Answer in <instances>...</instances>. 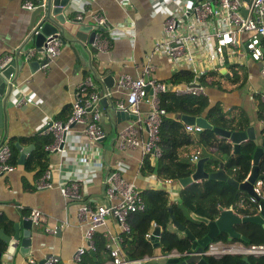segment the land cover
Masks as SVG:
<instances>
[{"label": "crops", "instance_id": "crops-1", "mask_svg": "<svg viewBox=\"0 0 264 264\" xmlns=\"http://www.w3.org/2000/svg\"><path fill=\"white\" fill-rule=\"evenodd\" d=\"M23 2L24 0H0V57L7 54L14 58L20 51L22 62L7 101L3 139L8 141L10 146V139L14 140L16 148L13 149L11 146L12 156L9 159L14 168L0 174V227H3L5 232L12 233V222L21 216L30 215L32 208H38L41 216L38 223H33L32 226L29 253L22 255L16 249L14 255L7 254L3 244L0 261L1 264H41L42 259L56 255L58 260L53 264H80L81 260L76 261L73 258L75 249L85 242L83 236L85 228L77 216L78 206L82 201L95 204L105 200L103 182L111 169L119 167L122 176L133 180L141 190L162 188L168 191L170 201L179 197V190L182 187L179 182L165 187L159 182V176L155 172L142 171L144 155L141 146L124 148L118 146L119 130L131 123L135 117L126 114L117 117L115 109L112 108L118 99L126 95V90L116 85V79L122 73H129L133 77L140 74L145 54L152 49L155 39L163 33L165 12L164 10L153 12L151 0H74L72 7H64L63 11L74 16L82 9V21L92 25L96 24L92 14L96 11L103 14L109 22V27L104 29L108 42L95 45L97 49L93 50L91 44H88L84 50L78 45L75 48L62 41L59 53L44 67L45 53L34 48L33 38L23 45L31 33L32 18V9L23 7ZM127 29H132L133 34L125 33ZM98 33L99 31L97 35ZM249 34L250 31H245L242 37L245 38ZM261 41L264 47V35ZM242 47L241 45V51L244 50ZM26 50L32 52L28 58L24 55ZM34 59L39 60L38 67L30 66L29 61ZM153 62L154 76L164 82H168L173 73L186 67L172 65L165 56L156 55ZM236 62L240 64L234 66H242L240 73L243 75V83L236 87L231 83L224 88L219 85L207 86L206 95L210 105L219 102L225 111L232 110V113L243 111L248 117L249 125L252 124L256 133L261 135L264 120L258 114L255 93L264 92V76L260 72L263 62L254 60L247 54L241 57V60L238 58ZM198 63L204 64L202 59H199ZM228 69L230 77L233 70L230 66ZM107 74L114 77V85L104 92L107 102L99 101L105 135L98 140L91 139L84 132V123L71 122L68 130L62 133L60 147L46 149L47 142L43 141L53 134L44 131L45 122L68 119L73 110L75 92L85 77L90 75L96 87L101 90L105 87L101 78ZM220 74L225 76L221 72ZM183 81L187 80L180 82ZM21 97L24 101L18 102ZM139 109L140 115L144 118L150 104L144 100L140 103ZM134 123L137 136L146 139L144 123L142 121ZM197 136L196 133L195 137ZM16 142L23 146L32 144L26 159L31 151L38 147L42 148L45 168L41 169L37 162L30 168L19 162L21 150ZM194 154L202 156L198 154L197 149L192 156ZM150 159L154 164L156 159ZM47 170L50 173L51 186L36 188V181ZM77 178L82 181V201L64 196L60 189L64 182ZM58 221L61 225L59 234L47 230L48 227L55 229ZM167 228L179 236L185 235L183 231L177 230L171 221ZM96 231L102 232L107 237V243L112 244L113 237L122 230L115 218L107 216L105 224L98 226ZM147 240L153 243L151 239ZM227 241L232 244L241 243L237 240ZM154 246L153 255L132 264H166L170 252L162 253L160 241ZM121 251L126 254L123 246ZM86 254L87 252L83 256ZM104 255L107 263L111 255L108 251ZM29 257L34 258V262H30ZM93 257H96V252Z\"/></svg>", "mask_w": 264, "mask_h": 264}, {"label": "built area", "instance_id": "built-area-1", "mask_svg": "<svg viewBox=\"0 0 264 264\" xmlns=\"http://www.w3.org/2000/svg\"><path fill=\"white\" fill-rule=\"evenodd\" d=\"M46 0H24L22 6L33 9L38 5H43ZM243 0H151L153 12L164 10L162 35L155 39L152 49L145 54L142 61L140 74L133 77L129 73H122L116 79V85L126 90V95L116 101L115 107L127 113L135 115L131 123L121 128L118 132V146L120 148L128 146H141L143 155L149 154L150 158L156 159L160 154L159 124L161 117L166 113L164 107L160 105L159 94L165 90H171L177 95H200L206 94L207 86L201 82V76L209 72H219L223 67L239 65L238 58L246 54L254 60L262 61L260 68L264 76V52L262 47V36L264 35V0H251L247 7V13L242 12ZM79 10V9H78ZM82 9L75 16L82 19ZM98 26L104 29L109 27L107 18L96 11L92 14ZM117 26V25H116ZM36 29L35 32H38ZM250 31L245 38L242 33ZM99 31L94 41L95 45L106 44L107 36ZM127 34H133L132 29L125 30ZM62 39L58 35L50 34L44 40V53L46 61L43 66L49 64L51 58L59 53ZM244 49L241 51L240 46ZM244 53V54H243ZM32 52L25 54L28 58ZM167 57L172 65H185L190 70L193 77L183 82H164L154 76L155 63L154 56ZM13 59L12 55L0 57V70ZM202 59L204 64L198 63ZM230 73V70H229ZM231 75V74H230ZM86 90L83 94L82 91ZM88 90V91H87ZM100 90L96 87L93 78L88 75L82 85L75 92L72 102V113L65 122L61 120H47L44 131L53 134V140L45 144L46 149H58L62 140V133L67 131L71 122L84 123V132L89 138L98 140L105 135V130L101 123V113L99 110ZM264 100V95L262 96ZM150 104V109L144 118L140 115L139 105L142 101ZM21 97L18 102H23ZM144 123L146 139L137 136L135 123ZM189 131L202 130L195 124H185ZM12 150L8 141L0 143V174L14 168L9 161ZM198 155L194 154L193 158ZM143 163V161H142ZM141 163V164H142ZM49 171H45L36 181V188L51 186ZM160 183L166 186H173L178 179L158 177ZM105 200L92 204L82 201V185L79 178L64 182L60 189L64 196L81 200L78 206L77 216L84 226V243L79 245L73 254L76 261L82 260L83 255L90 249H95L94 233L98 226L105 224L107 216L117 220L121 227V233L115 235L112 244L106 246L111 255L110 260L103 264H132L139 262L148 255L140 258H129L123 254L122 242L125 232H129L127 216L131 212L143 211L146 202L142 190L133 180L122 176L120 168L111 169L105 176ZM254 191L262 195L264 193V179L257 178L253 185ZM252 202H256L254 196H249ZM232 209L233 207L230 206ZM31 217L34 223H38L41 211L38 208L31 209ZM156 224L152 223L151 228L145 233V237L150 239L152 228ZM47 230L55 231L48 227ZM226 253H236L243 255L258 256L264 254V243L232 244L229 241H210L203 249L202 254L220 257ZM168 256H185V252L173 249ZM58 260L56 255H49L41 264H53ZM30 262L34 258L29 257Z\"/></svg>", "mask_w": 264, "mask_h": 264}, {"label": "trees", "instance_id": "trees-1", "mask_svg": "<svg viewBox=\"0 0 264 264\" xmlns=\"http://www.w3.org/2000/svg\"><path fill=\"white\" fill-rule=\"evenodd\" d=\"M219 76H222V74L209 72L201 76V82L206 86H221ZM192 77L193 74L190 70L182 68L173 73L167 83L188 81ZM224 77L222 76V78ZM225 78L235 87L243 83V75L236 70L233 71L230 77ZM84 93H86V90H84ZM262 93L264 92L255 93V97L257 98L258 114L264 120ZM159 98L160 105L166 110L159 124L160 139L158 145L160 154L154 164L151 162L149 154H146L143 158L142 171L155 172L161 178L172 179L189 175L194 169L193 156L192 153H186L185 151L189 145L197 144L203 149L202 153L204 155L210 156L205 163V168L214 170L218 167L219 161L222 160L223 168L228 175L238 181L246 178L252 165V151L254 149L252 141L241 143L240 150L232 154V143L227 138L216 135L212 129L199 130L198 136L195 137L193 131L187 130L185 123L179 118L181 113L204 115L214 126L236 130L245 129L249 125L248 117L243 111L238 113H232V110L225 111L219 102L210 105L206 94L177 95L171 90H165L159 94ZM66 120L61 121L65 122ZM260 134L264 136V126L261 128ZM51 139H53V136L49 135L43 142L48 143ZM10 141L12 148H16L14 140L10 139ZM197 151L199 152L198 149ZM43 154L44 150L39 147L31 151L24 162L25 166L30 168L37 162L40 164L41 169H44ZM258 167L260 173H264V152L259 157ZM142 193L146 202L145 210L131 212L127 216L130 230L124 233L122 246L129 258L154 254L155 246L145 237V233L151 228L152 223L160 227L159 241L162 253H169L173 249L185 252L190 247L191 242L186 235L179 236L167 228L171 221V213L199 238L207 232V224L204 221L192 218L190 211L210 219L217 216L220 208L230 206L243 215L254 214L257 211L256 203L250 200L245 191L218 179H203L181 187L177 200L170 201L168 191L162 188H146L142 190ZM187 209H190V211ZM236 229L248 236L249 239L246 241L241 238H233L232 241L237 240L245 244L264 243V227L260 223L245 222L236 225ZM215 240L227 241L226 233H219L210 241ZM94 243L96 257L94 258L87 251L80 264L105 263L106 257L104 254L107 251L109 252L106 246L107 237L102 232L95 231ZM0 249H3L1 243ZM204 256L209 264H264V254L258 256L247 255L248 260L243 258V254L236 253H226L220 257ZM181 257L185 258L186 256ZM187 264L197 263L190 262Z\"/></svg>", "mask_w": 264, "mask_h": 264}, {"label": "water", "instance_id": "water-1", "mask_svg": "<svg viewBox=\"0 0 264 264\" xmlns=\"http://www.w3.org/2000/svg\"><path fill=\"white\" fill-rule=\"evenodd\" d=\"M251 0L242 1V12H247V7ZM74 0H46L43 5H38L32 9L31 13V23L30 29L31 33L27 41L23 44L25 45L29 39L33 38L34 48L40 51H44V40L45 37L53 34L58 35L64 43L71 44L77 47V45L86 50L87 45L91 44V49H97L94 44L97 31H103L102 26L97 24L92 25L85 23L81 18L77 16H71L69 13L63 11L64 7H72ZM70 9V8H69ZM69 12V11H68ZM39 29L38 32H35ZM18 53L14 58L0 70V143L4 140L3 135L6 129L5 120L7 117V101L14 85L16 76L21 67V55ZM29 50L24 53L27 54ZM264 52V47H263ZM30 66H39L40 62L38 59L30 60ZM220 72L225 76L229 77V73L226 67L220 69ZM104 82L105 87L100 90V101L106 103L107 97L104 92H107L109 88L114 85V77L111 74H107L101 78ZM115 109L116 116L120 117L124 114L135 117L134 114L118 110L115 105H112ZM180 119L185 124H195L202 129H212L216 135L227 138L232 143V154L240 150L241 143L246 141H252L254 143V149L252 151V165L246 176L242 181H238L232 176L228 175L223 168V161L220 160L218 167L214 170H208L205 168V163L209 159V155H202L197 158H192L194 163L193 171L186 176L178 178L179 183L182 187L192 183L199 182L203 179H218L226 181L233 187L245 191L249 196H254L256 199L257 211L254 214L243 215L239 214L231 207L220 208L217 216L213 219L205 217L203 215L191 212L190 216L194 219L204 221L207 224V232L202 236L197 238L191 230L181 223L173 213H171L170 219L173 226L180 231H183L185 235L191 242L190 247L185 251V258H180L179 256H168L166 259V264H187L190 262H195L197 264H209L202 254L203 249L207 246L212 238H214L219 233H226L227 240H232L233 238H241L248 240V236L236 229V225L245 222H257L264 227V193L262 195L257 194L253 185L257 178L264 179V173H260L258 167L259 157L264 152V136L256 133L255 128L252 124L248 125L245 129L229 130L221 126L212 125L204 115H193L187 113H181ZM20 148L19 162L24 163L27 153L30 152L32 144L21 145L16 142ZM104 192H105V181L103 182ZM33 220L30 215L21 216L20 219L12 222V233L5 232L3 227H0V243L5 244V251L7 254L14 255L16 249L25 255L30 251V245L32 242V226ZM61 231V225L58 221L55 227V233L59 234ZM160 227L155 225L150 239L153 241L154 245L159 244ZM89 252L95 256V251L90 249ZM3 253L0 249V258ZM245 260H248L247 255H243ZM46 258L41 260V263Z\"/></svg>", "mask_w": 264, "mask_h": 264}, {"label": "rangeland", "instance_id": "rangeland-1", "mask_svg": "<svg viewBox=\"0 0 264 264\" xmlns=\"http://www.w3.org/2000/svg\"><path fill=\"white\" fill-rule=\"evenodd\" d=\"M230 68H231L233 71L236 70V71H238V72H241L242 66H240V67H239V66H230ZM219 79H220V84H221L220 87H222V88L227 87L226 85L230 84V81L227 80L225 77L222 78V76H219ZM208 87H209V86H208ZM196 133H197V135H198V134H199V131H194V134H195V135H196ZM196 149L199 150L198 154H200V155H204V154L202 153L203 149L201 148L200 145H197V144L189 145L185 152H186V153H193V152L196 151Z\"/></svg>", "mask_w": 264, "mask_h": 264}]
</instances>
